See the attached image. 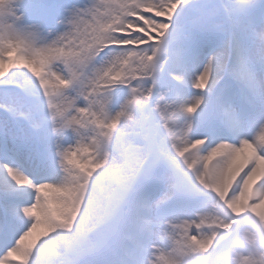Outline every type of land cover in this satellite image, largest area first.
I'll list each match as a JSON object with an SVG mask.
<instances>
[{
  "label": "snow or ice",
  "instance_id": "obj_1",
  "mask_svg": "<svg viewBox=\"0 0 264 264\" xmlns=\"http://www.w3.org/2000/svg\"><path fill=\"white\" fill-rule=\"evenodd\" d=\"M0 264H264V0H0Z\"/></svg>",
  "mask_w": 264,
  "mask_h": 264
}]
</instances>
